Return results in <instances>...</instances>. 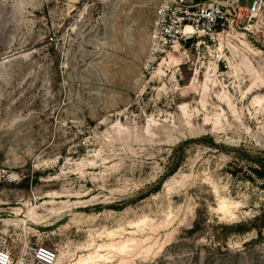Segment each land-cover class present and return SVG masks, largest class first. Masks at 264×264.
I'll list each match as a JSON object with an SVG mask.
<instances>
[{
    "label": "rangeland",
    "instance_id": "rangeland-1",
    "mask_svg": "<svg viewBox=\"0 0 264 264\" xmlns=\"http://www.w3.org/2000/svg\"><path fill=\"white\" fill-rule=\"evenodd\" d=\"M171 2L0 0L15 261L32 245L57 264H264V14L172 44Z\"/></svg>",
    "mask_w": 264,
    "mask_h": 264
},
{
    "label": "built area",
    "instance_id": "built-area-1",
    "mask_svg": "<svg viewBox=\"0 0 264 264\" xmlns=\"http://www.w3.org/2000/svg\"><path fill=\"white\" fill-rule=\"evenodd\" d=\"M264 14V0H172L158 10L156 26L169 43L188 42L198 35L217 36L237 24L253 22ZM57 251L46 246H29L17 261L6 239L0 238V264H55Z\"/></svg>",
    "mask_w": 264,
    "mask_h": 264
},
{
    "label": "bare ground",
    "instance_id": "bare-ground-1",
    "mask_svg": "<svg viewBox=\"0 0 264 264\" xmlns=\"http://www.w3.org/2000/svg\"><path fill=\"white\" fill-rule=\"evenodd\" d=\"M18 213V212H17ZM19 214V213H18ZM28 219L29 220H22L21 221V223H23V224H25V225H27L28 223H32V222H35V223H38L37 221L38 220H36L34 217H33V213L32 212H30V214L28 215ZM127 242H131L130 240H128ZM119 251H122V247L121 248H119ZM58 260V259H57ZM55 264H57V261H56V263Z\"/></svg>",
    "mask_w": 264,
    "mask_h": 264
},
{
    "label": "trees",
    "instance_id": "trees-1",
    "mask_svg": "<svg viewBox=\"0 0 264 264\" xmlns=\"http://www.w3.org/2000/svg\"><path fill=\"white\" fill-rule=\"evenodd\" d=\"M255 173L259 174L260 176H264V174H260L257 170H255Z\"/></svg>",
    "mask_w": 264,
    "mask_h": 264
}]
</instances>
